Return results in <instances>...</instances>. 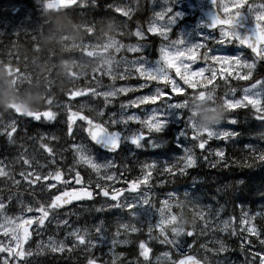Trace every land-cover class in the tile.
<instances>
[{
    "label": "rangeland",
    "instance_id": "1",
    "mask_svg": "<svg viewBox=\"0 0 264 264\" xmlns=\"http://www.w3.org/2000/svg\"><path fill=\"white\" fill-rule=\"evenodd\" d=\"M147 3V7L151 10V22L149 23L152 25L160 26L163 24H167L169 29L168 31V40H165L160 34L152 33L148 31L149 25L147 26L148 35L145 36L140 30H136L137 32H141L142 35L136 37L138 39H148L150 36H157L160 39L165 41V44L169 43L171 40H179L183 47H191L198 43L204 45L203 47L196 50V57L192 60H189L187 56H185V62L188 63L189 69L191 71H195L200 67H204L206 69L204 74L200 75H191V74H184V75H177V69L172 68V65L169 64L165 67V75L160 77L159 81H149L145 76L142 80L144 81V87L146 91L143 93L136 95H148L154 92L156 86H160L159 82H163L164 85H167V89L170 91V87H172L176 82L183 87V92H173L176 95H187L188 97L177 99L180 101L181 107L180 111H182L186 116L190 117L193 125L200 130L206 129H216V130H233L231 126L234 123H230V120L223 121L219 114V106L218 103L221 102L222 108L228 110L234 109H247L252 108L247 101L243 100L245 95V90L247 89L249 93L257 92L260 96L262 104H264V88L260 85H257L255 88H252V85L256 84V81L252 84H248L252 80V76L256 71H258V61L254 59H249L242 54V46L238 40H229L228 43L221 44L219 43L220 40V31L211 33L209 32L204 24V20L198 14V9L200 7H205L206 0H189L186 3H179L177 0H143ZM221 10L223 11V15L227 16L230 13L238 11L240 9H244L247 7L250 15H253L254 18L256 14L260 11H264V8L261 6L264 5L262 3H258L257 0H220ZM249 5H255V8L249 9ZM239 6V7H237ZM170 8L172 11V15L174 16V20L172 23L168 24L167 22V11L165 9ZM227 9V11H225ZM23 12L25 11V7L21 9ZM157 12H162L163 18L157 17L155 14ZM178 13V15H177ZM256 20V19H255ZM177 30V36L174 39H170V34ZM164 45V44H163ZM75 46H77L75 44ZM162 46V45H161ZM159 47V49L161 48ZM132 47L133 50H129ZM148 46L138 43V42H125L120 44L117 40H106L102 45L92 46L89 49L90 53L96 54L95 57L102 60V68L107 71L110 77L113 78L112 84L116 87H110L111 89H107L106 92H113L115 93L113 98L119 97L121 94L131 93L134 90L139 89L138 85H140V81L138 82H130L128 84L127 76L129 73L135 71V67L132 65V61H140V53L147 52ZM210 52L211 54L217 55H226L229 57H236L241 61L240 65L232 64L229 68L228 65H221L217 62H213L210 59H205L204 52ZM74 53V50L72 51ZM159 50H158V57L150 60L148 58H144L147 61V67L151 68L154 65V62L159 59ZM83 59L84 67L91 68L95 70L96 67L94 65L88 66L90 64L89 60L80 56ZM65 73L66 75H70L72 77H76L78 74V65L79 61L74 59L73 61L65 62ZM92 64V63H91ZM251 64L252 67L248 68L246 65ZM213 71L216 73L215 79L212 77ZM15 69L11 68L9 65L5 64L0 58V91L6 90H13L14 85L20 83L21 78L19 74H15ZM236 73H240L241 75L245 76V79H241L240 76H237ZM123 77L120 80L121 82H115V78ZM240 81L239 85H236L235 91L230 92L229 94L225 95L218 101L216 104V95L212 92V87L214 83L218 82H233L237 83ZM264 83V80H260ZM242 84H248L246 87H242ZM121 87H127L128 91L120 92L117 94V91ZM162 87V86H160ZM164 88V87H162ZM238 88H241L237 90ZM20 87L17 88L16 94H18ZM239 92V93H238ZM136 96L132 97L134 99ZM190 97V98H189ZM175 98V97H174ZM155 99V98H154ZM241 100V106H238L234 109H229L224 100ZM131 100V98H130ZM125 102L123 103V105ZM159 104V101L156 102ZM91 109L96 110V115L99 118L105 117L103 119H107V121L111 122L113 119L117 120L119 123V119L121 115H127L135 113L136 115L143 118L146 114H148L155 105L151 102H145L135 107H124L120 113H109L105 112V108L103 110L98 109L96 105L91 104ZM163 108V106H161ZM68 109H71V104H58L52 108V113H54V117L52 119H57L54 123L50 124L51 126H55L59 119L63 120L64 125L67 127V118H68ZM253 109V108H252ZM255 110V109H254ZM256 111V110H255ZM36 113V112H33ZM264 113V112H262ZM25 119L23 120L24 125H17L19 118L15 117L14 114H8L5 111L0 112V127H5L9 124L15 125V131L12 133V137L7 138H0V164L6 170L5 176H0V189H2V193L4 197H1L0 200H3L5 203L4 209L0 210V226L7 227V221L13 218H19L23 215L25 218L27 217H34L38 216L39 213L35 211L41 204L50 202L51 194H57L54 189H48L44 187L46 183L49 181H37L36 184H29L25 180L22 179L20 173L22 170H25L27 166L23 164V160L21 159L22 156H26V158L30 159L32 169L40 173H48L55 169H59L66 175L67 180L72 179L74 175V171H78L80 175L83 177L84 184H88L92 186L93 191L95 192V202L92 203H81L78 205H74L69 209L60 211L59 209H52L50 210L49 217H46V222L43 226L36 225L35 219H33L34 229H33V236L27 243L24 249H31V255L26 256L23 260L27 261V264H37L38 259L40 256L45 255L48 253L55 254L58 257H67L75 247H68L73 243V238L71 236L65 235L66 232H71L73 228L79 229L81 233H85L86 230V238L92 240H98L101 236L103 240L99 243H95L89 246V251H95V248L103 243L102 252H98L94 257V264L98 261L96 258L100 257L104 260V264H115L117 261L116 258V250L117 248L114 246L118 244L119 246L125 245V239L121 238V233L117 230L121 231L119 227L114 224L117 220L116 216H110L111 220L108 221L107 217L104 218L105 222H107V226L112 228V232L107 236V234L102 230L101 222L95 218L94 215H89L91 218L88 223L80 224L77 220L80 219V216L85 215L88 211L94 209L98 215L103 212H107L110 208L107 207L108 203H112L110 200L96 195V185L97 183L100 184H109V191L112 187L115 188H123L125 191L121 194V197L118 198L121 203L124 202L125 199L127 200H142L145 197L149 200L152 213L149 216H145L141 213L138 216L129 215L128 210L124 209L127 213V216L131 218L132 222L137 227H146L149 230V224L152 227V233H156L159 236V244L165 246L160 252L152 256V262L154 264H174V261L177 260L181 253L177 251V249L172 245L168 244L163 241V237L159 234V230L156 229L155 224L157 219L160 217L161 211V202H167L169 206L163 209L165 214H170L171 219L165 225H161V229L165 232V234L171 239H175L177 242L179 240H195L196 235L200 234L199 237H204V241L200 246H196V242L193 243L191 249L187 248L186 245L181 243V252L183 255L194 254L198 256H202L206 259H214L215 264H239L237 263L236 259L231 254H217L215 252H208L205 248L206 245L210 246V249L213 248V244H217V235L215 233V229L220 231L224 221L227 219L221 218V214L218 212L215 215H209L207 210L212 211L213 209H207L201 205H198L194 202V200L190 199L189 197L185 196L181 199L180 195L176 192H172L170 189L166 188L161 190L158 188L154 190V185L161 186L164 188L169 178H164L160 175L159 178L151 177L147 181V183L142 182L140 190L136 192H130L128 190V185L124 181L126 179H135L136 177L140 176L138 173H133L132 171H128L126 168L117 167V158L115 155L106 154L98 149H96L88 140L87 142L81 137V131L84 132L85 126L81 123H78L73 130L75 136L72 138L73 141L68 146L56 147L52 146V141L56 139L54 133L57 130H53V132L49 133L50 130L43 131L39 136H32L28 137L29 133L26 130V125L28 124L27 120H31L34 123H39L43 121V116H41L40 120H35L27 115L23 116ZM112 119V120H111ZM260 120V119H259ZM48 124L46 121L44 122ZM138 125V126H137ZM168 125H173V133H174V140L175 144L178 145L177 142V134L179 130H184L186 136H181L179 139L183 142L185 147L189 148L192 154L195 157L196 163L194 166L189 167L183 174H174L171 175V178L175 176H184L187 177L191 174V171L195 169L199 163H208V167H211L217 163L223 162L225 160V148L221 144V140L223 138L217 137H208L206 132H200L198 135L206 141L205 148L200 149L197 145L199 143L198 140L195 139L193 136V131L190 127L186 126L185 119H180L178 122L175 120H170ZM125 127V134L131 135V133L135 131L141 130V125L138 122H127L123 124ZM166 126V127H167ZM165 127V128H166ZM163 128L162 131L165 129ZM129 131V132H128ZM144 131H147L146 129ZM160 131V132H162ZM157 133L155 131L149 133L143 138V146L146 143V149L151 150L152 146L147 144V140L149 138L153 139V142L157 144V139L153 138V134ZM85 135V134H84ZM6 135L0 132V137H5ZM125 136V135H124ZM86 137V136H85ZM124 142V148L126 149L128 146L131 145L128 141ZM23 143V146H22ZM41 143H45L51 147L52 153H46L40 147ZM19 145L15 147L14 145ZM73 144L76 145H83L87 148L86 154L92 155L98 162H103L107 160H111L115 162L114 168L109 169H100V175L103 176L107 174L115 173L117 179L114 181H105L97 176L96 172H94L87 164L79 161L77 158L76 149L72 147ZM14 146L13 153L9 151V148ZM22 147H25L22 149ZM135 147V146H134ZM141 148V147H140ZM21 149V150H20ZM211 149V151H209ZM220 149L223 152V156L217 157L216 150ZM21 151L19 153V151ZM183 150V149H182ZM182 155V154H181ZM181 155L177 156L179 158ZM148 161H158V159L150 158ZM31 170V169H27ZM140 171V167L138 168ZM133 175V176H132ZM134 177V178H133ZM13 180H16L17 183H13ZM51 180V178H50ZM57 187H60L61 184L58 182H54ZM170 183V182H169ZM190 183L197 184L200 183V180H190ZM219 183V184H218ZM69 184V183H68ZM218 184V187H217ZM172 186V183H170ZM71 186L75 187L74 184ZM224 183L220 179V177L216 180V188L218 193L223 191ZM193 187V186H192ZM5 189H9L5 192ZM191 189V188H190ZM61 190H63L61 188ZM192 190V189H191ZM217 194V193H216ZM26 209H32V211H28ZM184 209H189L191 212H188L187 215L189 217H194L189 223V226L181 223L180 221L185 217L186 213ZM199 212H204V218L202 219L199 216ZM241 215L242 213H247L250 217L252 216L251 212L245 208L244 206L241 207ZM196 213V214H195ZM105 214L103 215V217ZM64 220L67 221L66 224H61L58 221ZM252 220V217H251ZM206 221V222H205ZM114 224V225H113ZM252 224L254 225L253 221ZM29 226V225H27ZM97 226L101 228L100 232H97ZM229 226V220H228ZM255 226V225H254ZM114 227V228H113ZM193 229L194 236L192 238H188L186 235L182 236H175L173 233V229L179 230H187ZM258 230V229H257ZM238 238L240 243L242 244L243 237L247 236L251 243H248V247L250 251L256 252L259 251L261 248H264V245L259 243V240L256 239L255 236L247 233L245 228L239 224L238 229ZM110 236L112 237L110 239ZM51 238V239H50ZM207 238V240H206ZM264 239V237H260ZM0 241H2L5 245H7L11 241V235L9 234L7 239H5V233L2 229H0ZM53 241L57 245H59L60 241L65 242V247L62 251L53 252L51 247L49 246ZM121 241H124L123 243ZM78 243V242H77ZM201 249L198 251V249ZM167 254V255H165ZM0 256H3L8 261H12V257L8 255L7 252H0ZM177 256V257H176ZM219 256V261H218ZM149 259V257H148ZM258 264V257L255 258ZM204 260V259H201ZM205 262V261H204ZM100 263V262H98ZM207 263V262H206Z\"/></svg>",
    "mask_w": 264,
    "mask_h": 264
},
{
    "label": "trees",
    "instance_id": "2",
    "mask_svg": "<svg viewBox=\"0 0 264 264\" xmlns=\"http://www.w3.org/2000/svg\"><path fill=\"white\" fill-rule=\"evenodd\" d=\"M40 4V0H0V58L6 65L15 69V74L23 76L18 81L20 83L16 82L17 85H14L13 90L0 91V112L14 114L19 118L17 125L23 126L24 115L45 110L52 112L54 106L70 103L71 109L84 113L110 130H119L127 135L123 125L120 123L113 125L107 119H103L105 117L99 118L95 113L96 110L91 109L90 105H96L100 110L106 107L107 114L120 113L124 109L122 107L124 102L147 89L138 87L140 91L137 89L115 98L100 95L107 89H111L110 87L116 86L112 84L113 78L102 68L103 62L100 57L96 58V54L90 53L89 49L92 46L102 45L106 40H117L120 44L128 41L138 42L148 46L147 52L140 53L138 56L150 60L157 58L159 47L165 44V41L157 36L138 39L135 35L136 30H140L145 36L148 35L147 26L151 22L152 12L147 7V3L143 0H78L73 7L54 11L46 10ZM23 7H25L24 12L21 10ZM117 7L123 8L127 14L117 11ZM13 8L18 11H13ZM89 28L92 29L91 32ZM176 36L177 30L170 34V39ZM73 50L74 53H72ZM80 56L88 59L90 62L88 66L94 65L96 69L84 67ZM74 59L79 61L76 77L66 75L64 72L65 62ZM143 78L133 71L127 76L128 84L140 80V84H143ZM120 80H122L120 77L115 78V82L120 83ZM159 85L165 87L163 82H159ZM236 85L237 83L233 82L214 83L212 92L216 95V102L218 103L224 94L229 93ZM18 87L20 90L16 94ZM70 91H77L79 95L70 97L67 95ZM118 93L120 94L119 91ZM174 97L181 99L188 96L174 94ZM106 100L109 103H105ZM218 106L219 114L224 118L223 121L230 120L228 118L235 119L236 123L231 127L238 133L236 137H227L220 141L225 148V160L212 170H209L205 164L199 163L187 177L179 175L171 178V175L159 171V165L156 170L150 171L149 175L156 178L162 175L170 179L164 188L154 185V190L159 188L161 191L168 188L178 193L181 199L187 196L198 205L207 209L212 208V211L207 210L209 215L219 212L221 218L229 220V226L224 231L215 229L218 241L226 247V251L221 254H231L237 263L246 264L248 259H252V252L248 244L242 246L238 238L240 205L251 212L255 227L261 233V237H264V162L254 159L253 150L264 151V120L257 119V115L262 114H257L252 108L228 110L222 108L221 102ZM56 120L43 119L39 123H34L28 119L26 125L28 137L39 136L38 134L47 130L51 133L56 129L57 132L54 133L56 139L52 141V146L54 148L68 146L72 143L76 132L69 133L61 119L55 126H51L50 124ZM45 121L48 124L44 123ZM80 133L87 142L84 132ZM0 138L5 140L7 136ZM153 138L157 139V144L151 150L146 149V143L141 148L128 146L125 149L123 146L115 155L118 160L117 167L121 168L123 165L128 171L140 175L141 169L138 171L140 163L150 158L158 159L157 162L163 163L183 154V150L175 144L173 125H168L162 132L154 133ZM245 145L253 147L246 148ZM14 146L9 148L11 153ZM209 171L213 175H221L220 179L225 186L219 196L216 195L214 188L216 178L212 177L211 181L205 180L197 185L190 183V180H195L202 173L206 174ZM188 188L192 190L188 191ZM8 190L5 189V192ZM1 191L2 189H0V197H4ZM184 210L186 215L180 222L189 226L194 217L187 215L191 212L189 209ZM89 215H94L101 222L102 230L107 236L112 232V228L106 225L105 217L110 221V216H116L117 220L114 224L117 227L121 223L126 225L125 228L119 227L121 231L117 230L126 243L122 247L118 244L114 245L117 248L115 264H154L151 253L154 256L165 248L159 244V236L156 233L149 232L146 227L135 226L124 209L112 208L100 215L92 209L80 216L77 221L80 224L88 223L91 219ZM132 227H135L137 231L132 232ZM199 235L195 236L196 246H200L204 241V237ZM141 241L151 251L147 258L140 256ZM212 244L213 248L218 247L213 242L210 243ZM205 248L208 251L210 246L206 245ZM102 249L103 243L99 244L93 252L89 251V246L87 248L76 246L67 257L61 258L47 252L39 257L38 264H88L89 259L94 261V257L98 252H102ZM200 250L199 248L198 251ZM96 259L98 260L96 264H104L102 258ZM199 259L215 264L214 259H206L202 256Z\"/></svg>",
    "mask_w": 264,
    "mask_h": 264
},
{
    "label": "snow or ice",
    "instance_id": "3",
    "mask_svg": "<svg viewBox=\"0 0 264 264\" xmlns=\"http://www.w3.org/2000/svg\"><path fill=\"white\" fill-rule=\"evenodd\" d=\"M41 6L44 9H54L58 8L61 5L57 3L51 2V0H40ZM239 7V6H237ZM249 9L255 8V5H249ZM264 8V5L261 6ZM117 11L125 12L123 8L117 7ZM13 11H18V9L13 8ZM167 11V23L170 24L174 20V16L172 15V11L170 8L165 9ZM227 11V9H225ZM125 14H127L125 12ZM157 17L163 18L162 12H157L155 14ZM178 15V13H177ZM242 15L241 11H236L235 13H230L226 17H219L213 18V24L216 26H220L222 29L220 31V40L219 43L224 44L228 43L229 40L232 38H235V40H238L242 44H247L253 53H255L257 56L264 55V47L258 49L255 46V43L251 40V37L254 35L256 37V42H264V27H262L260 24H255L253 27V31L250 34L247 35H238L236 30V25L240 21V17ZM255 19L257 21H264V11H260L256 14ZM224 28H227V30H223ZM92 29L89 28V32H91ZM149 32L152 33H158L160 34L165 40H168V27L167 24H163L160 26L156 25H149L148 28ZM137 36L142 35L141 32L136 33ZM201 43H198L191 47H183L181 42L179 40H171L169 43L164 44L159 49V59L154 62L153 67L149 68L147 67V61L141 57L140 61H132V65L135 67V71L139 73L141 77H147L149 81H159L160 77L165 75V67L169 64L172 65V68L177 69L176 73L177 75H184V74H191V75H200L204 74L206 69L204 67H200L196 69L195 71H191L189 69L188 63L185 62V56L189 60H192L196 57V50L203 47ZM129 50H133L132 47L129 48ZM205 59H210L213 62H217L221 65H228L229 68L234 63L236 65H240L241 61L236 57H229L226 55H217V54H211L210 52L206 51L204 52ZM248 68H251V64L246 65ZM131 74V73H129ZM237 76H240L241 79H245L246 77L241 75L240 73H236ZM212 77L215 79L216 73L213 71ZM123 78V77H121ZM257 85H260L262 88H264V83H262L260 80L256 81V84L252 85V88H255ZM138 87H144V84L138 85ZM167 85H165L164 88L160 86H156L154 92L148 95H140L136 96L134 99L128 100L125 102L122 107H135L145 102H151L155 107L152 108V110L146 114L143 118L136 115L135 113L127 114V115H121L119 119V123L121 125L127 123V122H138L141 125V130L139 131H133L131 135H125L123 136V139L125 141H128L131 145L135 146L136 148H140L143 146V138L148 135L149 133L155 131L160 132L163 128L167 126L170 120H175L178 122L180 119H185L186 126L190 127L193 131V136L196 140L199 141L198 147L200 149L205 148L206 141L201 138L198 133L200 132H206L208 137H217V138H227V137H236L238 133H236L233 130H216V129H206V130H200L197 129L190 117L186 116L182 111H180V101L175 99L172 96L173 92L179 93L183 92V87L179 84V82H176L172 87H170V91L166 90ZM128 91L127 87H121L119 89V92H126ZM95 94V93H93ZM70 97H76L79 95V92L77 91H70L67 93ZM100 95L104 97H112L115 95L113 92H102ZM155 98V99H154ZM243 100L247 101L248 104L252 106L253 109L256 110L257 113L264 112V104H262L260 96L257 92H251L246 89L245 95L243 97ZM159 101V104L157 105L156 102ZM105 103H109V101H105ZM225 105L229 109H234L238 106H241L242 101L237 100H224ZM163 106V108L161 107ZM54 113L51 111H43V112H36V113H30L28 114L29 117L40 120L41 116L45 120H50L54 117ZM76 116H80L78 112H69L68 118H67V131L69 133L72 132V121ZM257 119L264 120V115H257ZM81 120H84L87 122V127L84 128V131L88 134L89 139L94 142L95 144L104 147L105 149L109 151H115L120 144L122 133L118 130H109L108 127H106L104 124L101 123H95L92 119H90L87 116H80ZM113 125L117 123V120L113 119L111 121ZM230 123H236L235 119H230ZM147 131H144V130ZM15 131V125L9 124L5 127H0V132L4 133L9 138L12 137V133ZM181 136H186V133L184 130H179L177 134V142L178 147L183 149V154L177 159L174 158L171 161L167 162H157V161H146L143 163H140L139 167L141 169V175L136 177L135 179H126L124 182L128 185V190L135 191L137 187L142 183H147V181L150 179V171L156 170L157 166L159 165V171L168 174V175H174V174H183L187 168L192 167L195 165L196 160L194 155L192 154L191 150L183 144V142L179 139ZM147 144L151 145L152 147H156V144L153 142V139L149 138L147 140ZM40 147L43 149L44 152L51 154L52 149L50 146H48L45 143H41ZM72 147L76 149L77 158L79 161H82L83 163L87 164L94 172H96L97 176L105 181H114L117 179L115 176V173L113 174H105L103 176L100 175V169H109L115 167V162L111 160L98 162L92 155L86 154L87 148L83 145H76L73 144ZM246 148L253 147L251 145H245ZM255 152L254 159L259 160L261 162H264V151H257L256 149H253ZM211 151V149H209ZM216 156L221 157L223 156V152L220 149L216 150ZM21 159L23 160V164L27 166L25 170H22L20 175L23 180L28 182L29 184H36L37 181H49L44 185V187L48 189H54L55 192H58L57 194H51L50 202H46L41 204L38 208L35 209L36 212L39 213L38 216L34 217H27L25 218L23 215H21L19 218H13L9 219L7 223V227L0 226V229H2L5 233V239H7L8 235H11V241L5 245L2 241H0V252H7L10 257H12V261H8L3 256H0V264H27V261L23 260L24 257L31 255V249H24L22 248V245L24 244V241L29 236V229L27 225H30L33 223V219L36 221V225L43 226L46 222V217H49L50 210L54 208L60 207L61 204H68L70 201L74 200H81L82 198L87 199H93V190L91 188L86 189L85 185L82 181V177L78 171H74V175L72 176V179L74 180L76 185H79V187H73L70 184H68L67 178H65L61 182V186L57 187L54 183L51 181H61V171L59 169H55L54 172L50 171L46 174L40 173L35 171V169H32L30 159L26 158V156H22ZM123 167V165H121ZM31 169V170H27ZM6 170L3 167L2 164H0V176H5ZM51 178V180H50ZM13 183H17L16 180H13ZM109 184H100L97 183L96 188V195L102 196L108 200H110L112 203H108L107 207L112 209H127L129 215L132 216H138L141 213H143L145 216H149L152 213V207L149 202V200L145 197L142 200H127L125 199L123 203L120 202L118 198L121 197V194L125 191L123 188H115L112 187L109 191ZM61 188L63 190H61ZM169 204L167 202L162 201L161 202V211H160V217L157 219L155 227L157 230H159V234L163 237L162 242H166L168 244H172L178 252L181 253V258L174 261V264H200V261L195 259L191 255H183L181 252V243L186 245L187 248L191 249L193 246V243H195V240H184L177 242L173 238H169L165 232L161 229V225H165L169 222L171 219L170 214H165L163 212V209L167 208ZM5 203L3 200H0V210L4 209ZM240 207H243V205H240ZM28 211H32V209H26ZM199 216L203 219L204 218V212H199ZM61 224H66L67 221L60 220L58 221ZM206 222V221H205ZM239 224L245 228L247 233L251 234L252 236H255L256 239L259 240V243L261 245H264V239H261V233L257 230V228L252 224L251 217L247 213H242L241 217L239 218ZM120 228H125L126 225L121 223L119 225ZM152 225L149 224V232L152 231ZM228 227V220L224 221L223 227L221 228V231H224ZM101 228L97 226V232H100ZM132 232L137 231L135 227L131 228ZM175 236H182L186 235L188 238H192L194 236L193 229L189 228L187 230H179L176 229L172 230ZM65 235L71 236L73 238V243L71 245H68V247H76V246H84L87 248L90 245H93L95 243H99L103 240V237L101 236L98 240H92L86 238V230L85 233H81L79 229L73 228V230L69 233L66 232ZM51 239V238H50ZM78 242V243H77ZM122 243L124 241H121ZM251 243V241L248 239L247 236L243 237L242 239V246L244 244ZM217 244L219 247L217 248H211L208 251L215 252L217 254L223 253L226 251L225 245L221 241H217ZM53 252H59L62 251V249L66 246L64 241H60L59 245L53 241L49 245ZM203 247V245H201ZM140 248V256H143L147 258L149 249L145 246V243L141 241L139 243ZM167 255V254H165ZM252 259H248L246 261V264H257V261L255 258L258 257V264H264V248H261L259 251L251 253ZM19 258V259H18ZM219 261V256H218ZM88 264H94V261L92 259H89Z\"/></svg>",
    "mask_w": 264,
    "mask_h": 264
},
{
    "label": "water",
    "instance_id": "4",
    "mask_svg": "<svg viewBox=\"0 0 264 264\" xmlns=\"http://www.w3.org/2000/svg\"><path fill=\"white\" fill-rule=\"evenodd\" d=\"M178 1H184V0H178ZM51 2H53V3H57V4H59V5H61L60 7H69V6H72V5H74L75 3H76V1H74V0H57V1H51ZM209 5H210V10H208V11H206L205 12V20H206V27H207V29L208 30H210V31H214V30H216L217 28H219L220 26H216L215 24H213V18L215 17V18H217V19H219V17H221V18H223V16L218 12V10H217V7H216V0H209ZM237 25H239L241 28H243V29H246V30H248V32L250 33L251 32V30H252V28L254 27V25L255 24H253V23H251L249 20H248V18H247V16L245 15V14H243L242 13V15H241V17H240V21H239V23L237 24ZM236 25V26H237ZM251 40L255 43V46L257 47V48H259V46L260 45H262L264 42H256V37H251ZM245 46L248 48V49H250L251 50V48L247 45V44H245ZM255 54V53H254ZM78 112V111H75V110H69L68 112H67V114H69V112ZM79 114H80V116H86L85 114H83V113H81V112H78ZM80 116H76L74 119H73V121H72V125H73V127H72V129L75 127V125L78 123V122H81V123H83L84 124V126L85 127H87L88 125H87V122L86 121H84V120H81L80 119ZM88 117V116H87ZM90 118V117H89ZM91 119V118H90ZM68 122V121H67ZM93 122H95V123H98V122H96V121H93ZM85 135H86V137L88 138V140L95 146V147H97L99 150H101L102 152H104V153H107V154H110V155H115V154H117L119 151H120V149H121V144H122V136H121V141H120V144H119V147L115 150V151H109V150H107V149H105L104 147H101V146H99V145H97V144H95L94 142H92L90 139H89V137H88V134L85 132ZM61 174H62V176H61V181H54V182H58L59 184H61V182L64 180V174L61 172ZM69 184H74L76 187H79V185H76L75 184V182L73 181V180H71L70 182H69ZM88 188H91V186L90 185H88L87 187H86V189H88ZM140 189V185L137 187V189L135 190V191H130V192H136L137 190H139ZM94 193V192H93ZM94 200V195H93V199H87V198H82L81 200H74V201H70L68 204H61L60 205V207H58L59 209H61V210H65V209H68V208H70V206L71 205H73V204H79V203H82V202H92ZM32 228H33V224H30L29 226H28V229H29V236H28V238L31 236V230H32ZM27 238V239H28ZM27 239L24 241V244L22 245V246H24L25 245V243L27 242ZM191 256H193V255H191ZM195 259H197L195 256H193ZM197 260H199V259H197ZM200 261V260H199ZM200 264H205L204 262H202V261H200Z\"/></svg>",
    "mask_w": 264,
    "mask_h": 264
},
{
    "label": "flooded vegetation",
    "instance_id": "5",
    "mask_svg": "<svg viewBox=\"0 0 264 264\" xmlns=\"http://www.w3.org/2000/svg\"><path fill=\"white\" fill-rule=\"evenodd\" d=\"M257 1H258V3L264 4V0H257ZM217 7L220 10V12L223 14V11L221 10L220 0H217ZM208 8H209V6H208V0H206L205 7H200L197 10L198 11V14L202 17L203 20H204V14L206 12L205 10L208 9ZM238 11L245 12L247 14L248 18L250 19V21L255 22V23H259V24H261L264 27V21H257V20H255L254 16L253 15H250L249 11L247 10V7L244 8V9H240ZM220 30H222V29L219 28L216 32H219ZM223 30H227V28H224ZM236 30H237L238 35H247L248 34L247 31L241 29L238 26L236 27ZM253 37H255V36L253 35ZM232 40H234V38H232ZM241 46H242V49H241L242 50V54L245 57L248 56L247 58L256 60V57L250 51H248L247 49H245L244 44L241 43ZM262 47H264V45L261 46L260 48H262ZM257 64L259 66V69H258V71H256V73H262L264 71V55H262V60L260 62L258 61ZM256 73L253 74L252 78H254V76H255ZM258 80H261V79H258Z\"/></svg>",
    "mask_w": 264,
    "mask_h": 264
}]
</instances>
